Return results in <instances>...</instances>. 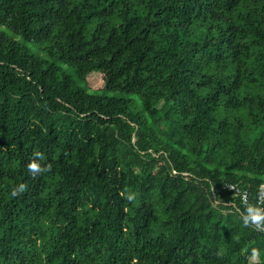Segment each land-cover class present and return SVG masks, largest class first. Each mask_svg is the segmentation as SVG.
<instances>
[{"label": "trees", "instance_id": "trees-1", "mask_svg": "<svg viewBox=\"0 0 264 264\" xmlns=\"http://www.w3.org/2000/svg\"><path fill=\"white\" fill-rule=\"evenodd\" d=\"M262 183L264 0H0V264H264Z\"/></svg>", "mask_w": 264, "mask_h": 264}, {"label": "clouds", "instance_id": "clouds-1", "mask_svg": "<svg viewBox=\"0 0 264 264\" xmlns=\"http://www.w3.org/2000/svg\"><path fill=\"white\" fill-rule=\"evenodd\" d=\"M34 156L39 159H34L27 164V170L30 174H37L43 172L47 168V164L41 163V161L43 160V156L40 152L34 153ZM23 188V184L19 185L18 188H13V194H15L16 191L23 190ZM128 198L132 199V196L129 195ZM241 220L244 225L255 223L259 226L262 222H264V209L252 204H248L246 205L244 212L241 215ZM260 257H264V252H258L256 248H252L250 250V258L252 260H256Z\"/></svg>", "mask_w": 264, "mask_h": 264}, {"label": "built area", "instance_id": "built-area-1", "mask_svg": "<svg viewBox=\"0 0 264 264\" xmlns=\"http://www.w3.org/2000/svg\"><path fill=\"white\" fill-rule=\"evenodd\" d=\"M223 189L231 192L232 197H239L244 202L247 200L246 192L241 190L236 185L227 184L223 187ZM256 205L264 209V183L259 185L256 197Z\"/></svg>", "mask_w": 264, "mask_h": 264}]
</instances>
